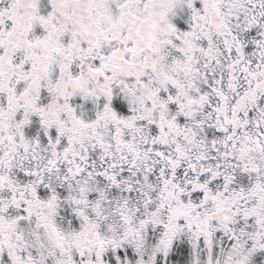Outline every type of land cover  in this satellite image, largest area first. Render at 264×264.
I'll return each mask as SVG.
<instances>
[{
	"label": "snow or ice",
	"instance_id": "snow-or-ice-1",
	"mask_svg": "<svg viewBox=\"0 0 264 264\" xmlns=\"http://www.w3.org/2000/svg\"><path fill=\"white\" fill-rule=\"evenodd\" d=\"M0 264H264V0H0Z\"/></svg>",
	"mask_w": 264,
	"mask_h": 264
}]
</instances>
